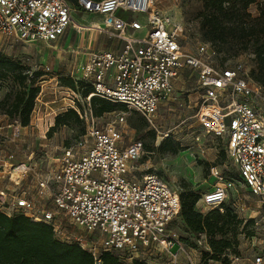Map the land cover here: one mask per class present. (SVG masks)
Listing matches in <instances>:
<instances>
[{
  "label": "built area",
  "instance_id": "built-area-1",
  "mask_svg": "<svg viewBox=\"0 0 264 264\" xmlns=\"http://www.w3.org/2000/svg\"><path fill=\"white\" fill-rule=\"evenodd\" d=\"M74 12L94 15L101 26L74 22ZM70 27L80 34L82 44L73 53L81 58L66 77L93 89L85 108H72L84 134L62 147L56 164H45L43 172L32 154L24 161L13 153L1 158L0 213L49 226L56 239L88 252L93 264H102L103 253L123 264H194L171 228L180 210L178 194L155 173L136 177L143 143L124 139L121 112L94 117L89 100L99 97L133 111L154 129L158 109L189 72L197 91L191 118L202 134L224 143L237 168L238 180L228 178L201 195L200 206L215 209L236 183L264 205V87L243 62L217 63L219 55L207 42L186 51L182 25L170 24L153 0H0V41L56 44ZM100 37L110 41L109 48L102 49ZM14 124L9 137L0 135L12 144L22 129ZM252 264H264V256H253Z\"/></svg>",
  "mask_w": 264,
  "mask_h": 264
},
{
  "label": "rangeland",
  "instance_id": "rangeland-1",
  "mask_svg": "<svg viewBox=\"0 0 264 264\" xmlns=\"http://www.w3.org/2000/svg\"><path fill=\"white\" fill-rule=\"evenodd\" d=\"M202 2L203 0H153L154 6L170 24L182 25L185 38L183 46L188 52H194L197 43L204 42L199 29ZM249 10L252 16L257 14L255 6H251ZM137 18L141 22L144 21L142 15ZM72 19L80 25L98 22V26H101L97 17L86 12H74ZM69 30L70 38L66 37L56 44L42 42L25 45L5 39L0 41L2 52L22 61L30 76L36 71L43 73L36 81L40 91L30 115V122L21 129L18 142L12 144L0 138V161L5 160L10 153L14 154L17 161H24L25 156L32 154L35 168H41L43 172L45 164L52 166L56 164L62 147L72 144L80 136L83 126H63L50 132L57 115L67 109L85 108L86 105L85 99L78 91H71L60 84V79L66 77L70 70L67 62L73 57L71 52L82 44L80 34L72 27ZM87 36L85 33L83 39L87 40ZM93 39H97V35ZM101 42H104L102 49L109 48L110 41L100 37V45ZM98 46L99 42L94 46L95 49ZM218 55L217 63L229 65L237 60L243 62L249 75L256 69L255 58L250 51L236 56L225 52ZM17 90L18 86L11 78L1 82L0 102L5 95ZM196 99L195 78L189 77V72H185L177 82L170 101L158 109L154 129L147 126L141 116L133 111L120 108L114 111L123 114L124 139L143 143L145 155L134 164L136 177H140L142 173H155L178 196L189 189L201 197L208 189L228 178L238 180L237 168L226 156L224 143L210 135L202 134L191 118L196 109ZM15 119L7 118L0 107L1 136L11 135ZM135 123L143 127L138 129L134 126ZM165 139L178 144L182 150L176 155L163 153L159 146ZM28 184H31L30 181ZM222 205L232 210L242 222L235 231V236L231 233L225 236L230 242V247L217 259L212 256L206 237L200 238L189 233L180 217L173 220L171 228L177 233L194 264H252L253 256H264V205L258 203L242 183H236ZM224 208L222 211L219 210L220 213H223ZM195 209L202 215H208L216 210L204 208L199 202ZM249 217H254L255 220ZM250 219L253 223L248 225ZM175 249L176 247L173 250Z\"/></svg>",
  "mask_w": 264,
  "mask_h": 264
},
{
  "label": "trees",
  "instance_id": "trees-1",
  "mask_svg": "<svg viewBox=\"0 0 264 264\" xmlns=\"http://www.w3.org/2000/svg\"><path fill=\"white\" fill-rule=\"evenodd\" d=\"M70 1L76 3V0ZM251 6L256 8L255 16L249 10ZM199 18V29L204 42L213 46L217 53L225 52L236 56L250 51L253 54L256 69L250 72V76L254 82L264 87V2L203 0ZM42 75V72L36 71L30 76L22 61L0 52V83L11 78L18 86L17 91L5 95L0 107L7 118H16L14 121L22 128L30 122V115L40 91L36 81ZM60 84L71 91H78L84 99L93 91L89 84L69 77H62ZM89 104L94 117L114 112L118 108L124 110L123 107L99 97H91ZM63 126H83L80 136L84 134V122L73 109L57 115L50 132ZM134 126L138 129L143 127L139 124ZM159 149L172 155L182 150L169 139H165ZM221 154L224 156V152ZM199 198L189 189L183 191L179 196L180 210L177 217L181 218L189 233L205 235L210 252L217 259L230 247L225 236L229 233L235 236L242 221L232 210L224 208V205L215 208L208 215H202L195 209ZM223 208V213H220L219 210ZM252 223L253 220L250 219L247 224ZM101 262L123 264L110 253H103ZM0 264H93V259L78 245L56 239L47 225L32 222L23 215L6 217L0 213ZM131 264L147 263L134 260Z\"/></svg>",
  "mask_w": 264,
  "mask_h": 264
},
{
  "label": "crops",
  "instance_id": "crops-1",
  "mask_svg": "<svg viewBox=\"0 0 264 264\" xmlns=\"http://www.w3.org/2000/svg\"><path fill=\"white\" fill-rule=\"evenodd\" d=\"M66 37H68V38H70V33H68V34H66V36H64L62 39H60L58 42H60L61 40H63V39H65ZM98 38V37H97ZM57 42V43H58ZM104 42H101V44H103ZM71 54H73V57L70 59V61H68L67 62V64H68V67H69V65H71L74 61H75V59H80L81 58V55H75V53H73V52H71ZM170 101V100H169ZM200 130V129H199ZM0 180H1V178H0ZM0 183H1V181H0Z\"/></svg>",
  "mask_w": 264,
  "mask_h": 264
}]
</instances>
